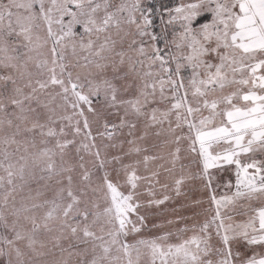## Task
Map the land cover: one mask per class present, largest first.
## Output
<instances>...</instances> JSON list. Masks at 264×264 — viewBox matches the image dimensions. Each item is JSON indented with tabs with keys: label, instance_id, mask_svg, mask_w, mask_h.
I'll return each instance as SVG.
<instances>
[{
	"label": "snow or ice",
	"instance_id": "6c2138e0",
	"mask_svg": "<svg viewBox=\"0 0 264 264\" xmlns=\"http://www.w3.org/2000/svg\"><path fill=\"white\" fill-rule=\"evenodd\" d=\"M0 264H264V0H0Z\"/></svg>",
	"mask_w": 264,
	"mask_h": 264
}]
</instances>
